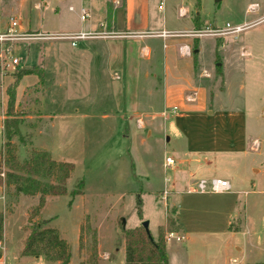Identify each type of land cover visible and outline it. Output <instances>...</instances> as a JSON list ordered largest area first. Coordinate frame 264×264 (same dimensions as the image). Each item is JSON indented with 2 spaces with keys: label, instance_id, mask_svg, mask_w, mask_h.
I'll return each instance as SVG.
<instances>
[{
  "label": "rangeland",
  "instance_id": "rangeland-1",
  "mask_svg": "<svg viewBox=\"0 0 264 264\" xmlns=\"http://www.w3.org/2000/svg\"><path fill=\"white\" fill-rule=\"evenodd\" d=\"M96 1L26 0L21 8L18 0H0V31L11 16L20 20L24 30L34 31L37 25L38 30L49 34L95 30L100 22H107ZM36 2L41 4L38 9ZM249 2L258 3V7L245 9ZM79 3L90 12L83 21L77 11L67 10L68 4L77 9ZM158 3L141 0V21L135 18L134 26H141L142 40L155 49L149 71L157 74L159 81L165 75L162 39L154 31L162 26L164 8L159 10ZM200 3L201 26L184 40L193 49L199 45V52L183 57L176 52L174 80L183 82L185 88L167 90L166 98L162 85L150 87L142 76L136 91L126 79L125 92L120 96L122 81H111L109 72L102 69L100 56L91 61L87 86L81 83L76 66L71 69L66 64L67 52L59 50L61 44L69 43L67 38L13 42L12 56L17 63L8 69L0 64V264L61 263L51 249H43L38 255L23 253L33 226L42 221L47 223L41 229H56L66 242L67 264H125L122 227H141L147 221L150 236L157 240L162 230L166 243L165 233L176 228L174 190L190 185L191 169L196 170L192 180H199L198 170L209 174L207 180L212 176L227 178L232 190H242L240 201L231 232L194 243L170 239L165 249L171 264H187L189 254V264H264V0ZM111 4L118 7L117 28H131L124 25L121 5L113 0ZM133 5L138 7L140 0H134ZM176 13L171 9L168 23L172 25L168 28H180L189 19V15L179 18ZM137 36L128 38L139 41ZM101 39H79L71 49L100 51L104 48ZM133 50L138 54L136 46ZM42 55L46 57L43 77L50 82L44 102L38 99L39 90L18 93L23 83L39 79L38 72L23 75L18 87L11 76L37 65ZM142 65H150L143 55ZM13 86L14 108L9 113L17 132L9 140L11 147H16L19 160L35 148L48 151L55 160L72 163L64 194L24 195L4 181L3 123ZM190 155L197 159L185 161ZM166 156L174 159L172 165L165 166ZM78 180H83L84 190L71 197Z\"/></svg>",
  "mask_w": 264,
  "mask_h": 264
},
{
  "label": "crops",
  "instance_id": "crops-1",
  "mask_svg": "<svg viewBox=\"0 0 264 264\" xmlns=\"http://www.w3.org/2000/svg\"><path fill=\"white\" fill-rule=\"evenodd\" d=\"M112 0H97L96 3L98 4L99 11H104V14L106 13V25L107 28L113 29L116 31H129L133 33H138L137 37L140 38L139 41H133V39H130L128 37H116V38H100L104 42V48H101V50H91L88 49H78V50H72L71 47L73 45L69 43L61 44V47L59 46V50L64 52H67L68 54V60L67 65L69 68H73V66H76L77 73H79V80L83 84H88L89 79V73H90V66L91 61H93L94 57L100 56V64L102 65V69L104 72H109V78H111L112 82H116L117 80L122 81V83H119L120 88V96L124 94V88H126V85H123L124 82H126V79H129L128 81L131 83V87L133 91H136L141 86V76L147 79L148 85L150 87H156L162 85L164 89V98H166V91L167 90H173L176 89H184L185 86L183 85V82L180 80L177 82L174 80V71L172 70L173 66V58L176 55V52L179 54V56L183 57L179 50L178 45L179 44H188L187 42H184V40H188L190 36H194L190 34L193 32L196 28V25L199 24L201 26V20L199 17V9L201 6L200 0H159V3L157 5L158 9L164 8V11L162 12V26L161 28H154V31L156 32L155 35H159V33L163 30L168 31L170 35L166 37H162V48H163V54H162V63L164 65V78L161 80H157L159 77L157 74L151 73L149 70L153 68L152 58L155 53V49L152 48V46L145 42V40H142L144 38H141V26H134L135 24V18L141 21V0L140 5L137 7L133 5L134 0H121V8L124 11V25H129L131 28H124L122 30L117 28L116 25V14L115 11L118 8L117 6L112 7L111 4ZM26 0H18V4L21 6V8H24L26 5ZM161 3H164L165 5H169V10H166V6L159 8V5ZM253 3V2H249ZM247 3V5L249 4ZM163 4V5H164ZM73 4L67 5V10L70 12L77 11L78 15V9L80 5H83L82 3H79V6L77 9L73 5L74 10H69L68 6ZM41 4L39 2L35 3V8H40ZM137 7V8H136ZM166 7V8H165ZM136 8V9H135ZM248 6H246L245 9H247ZM171 9L176 11L177 17L179 18H186L187 15H189V19L185 22L186 24L180 28L178 27H172L168 28V25H172L168 23V20H171ZM138 10V12L135 13V11ZM248 11V10H247ZM56 12H60V7L58 6L56 9ZM195 16H198V19H196ZM19 23V29L21 32H32L30 29H25L23 24L18 20ZM29 24V23H28ZM150 24V23H149ZM152 24V23H151ZM8 25V21L6 25L3 24L2 30L5 31L6 27ZM94 25V24H93ZM155 25V23H154ZM137 27V28H133ZM157 27V26H156ZM39 25L35 28L34 31L41 32ZM97 29V28H96ZM131 29V30H129ZM148 30V29H147ZM71 30H69V33ZM80 31L74 30L72 32ZM67 33L68 31H60L59 33ZM150 32V31H146ZM47 33V32H44ZM194 33V32H193ZM130 37V36H129ZM79 40V39H78ZM77 42V41H76ZM42 43V42H41ZM52 42H48V44H51ZM46 45V44H43ZM56 45V44H55ZM189 45V44H188ZM75 46V45H74ZM137 47L138 54L135 53L133 50V47ZM177 46V47H176ZM190 46V45H189ZM199 46V45H198ZM191 48L192 52L197 55L199 52V47ZM191 47V46H190ZM144 56L145 59L149 62V66L146 65L141 66V56ZM43 56V55H42ZM45 58L42 57L37 65H33L32 67H35L38 70V77L39 79L35 82H26L23 83V85L20 87L18 93H22V91L27 90L29 93H36V91H40L38 96V99L40 98V102H44L43 96L47 92V85H49L47 80H45V77H43V67L42 65L45 63ZM2 62V59L0 58V64ZM146 67L145 70H142V68ZM29 67V68H32ZM27 69V68H25ZM37 73V72H36ZM120 74V76H119ZM115 75L117 78H115ZM118 75V76H117ZM12 79H15L13 75ZM23 77V76H22ZM21 77V79H22ZM20 79V80H21ZM160 79V78H159ZM19 80V81H20ZM19 81L17 82V86H19ZM41 82V83H39ZM177 83V84H175ZM39 84V85H38ZM38 85V87H37ZM125 86V87H124ZM35 102V99H34ZM36 103V102H35ZM136 105V103H134ZM138 105L134 106L135 109H137ZM134 109V110H135ZM141 115H143V112L141 111ZM142 119H139V127H141ZM257 146H254L253 149H257ZM204 153V152H201ZM200 153V154H201ZM206 156L207 159H209L208 155ZM197 159L195 156L190 155L187 158H184L185 161H194ZM195 169H191L189 172V175L194 177L195 175ZM198 172V178L206 179L207 175L204 173H201V171ZM212 176V175H211ZM192 177V178H193ZM222 178L227 179L225 177L220 176H212L211 178ZM189 179L190 185L185 188H177L174 190L175 193V199L173 202V218L175 223V232H178L183 235V240L188 243H194L195 241H200L203 239H206L209 236L214 235H223L227 232H231L230 224L231 220L234 216V214L237 212V206L239 203V193L242 190H232V184L231 188L227 191H211L209 188L204 191H200L197 189V183L198 181L196 179L192 180ZM196 180V181H195ZM187 182V184L189 183ZM246 193V192H244ZM215 237V236H214ZM169 241V240H168ZM168 241L165 243L167 244ZM166 252V249H165ZM167 260L168 264H171L168 253ZM188 260L185 259V262L187 264L190 262V254L187 255ZM184 262V263H185Z\"/></svg>",
  "mask_w": 264,
  "mask_h": 264
},
{
  "label": "trees",
  "instance_id": "trees-1",
  "mask_svg": "<svg viewBox=\"0 0 264 264\" xmlns=\"http://www.w3.org/2000/svg\"><path fill=\"white\" fill-rule=\"evenodd\" d=\"M198 19V16H195ZM199 24L196 25L198 27ZM35 67L22 68L15 73V86L25 74L36 73ZM9 93V103L3 123V132L6 138V149L4 152V164L7 172L4 181L13 184L17 193L33 195L37 192L41 194H64L66 190V180L70 176L74 166L70 162L55 160L46 150L32 148L28 154L19 160L15 154L16 147H11L10 139L17 132L16 122L10 113L14 108V86ZM9 110V111H8ZM10 112V113H9ZM84 190L83 180H78L77 184L70 191V196L82 194ZM47 221L35 224L31 233L26 238L23 248L24 254L42 253L43 249H51L61 260L60 264H67L69 252L66 251V242L59 237L58 231L53 228H42ZM125 241V264H168L165 252V242L163 231L161 230L157 240H154L141 226L124 229L122 227ZM3 235V217L0 213V240Z\"/></svg>",
  "mask_w": 264,
  "mask_h": 264
},
{
  "label": "built area",
  "instance_id": "built-area-1",
  "mask_svg": "<svg viewBox=\"0 0 264 264\" xmlns=\"http://www.w3.org/2000/svg\"><path fill=\"white\" fill-rule=\"evenodd\" d=\"M113 2L117 5L120 4V0H113ZM258 3H251L248 5L249 9H255ZM252 7V8H251ZM255 7V8H254ZM159 8H162V3L159 5ZM69 10H74L73 5L68 6ZM252 9V10H253ZM78 17L80 20H86L90 17V12L87 6L80 5L78 9ZM228 26V23H227ZM19 23L18 19L14 17H9L8 25L5 31L0 33V58L2 59L1 65L8 69L12 64L17 63V58L12 56V44L15 40L18 39H26V38H39V39H50V38H67L70 40L71 45H76V41L78 39H86V38H116V37H129L132 35H136L138 33H133L129 31H116L113 29L107 28V25L104 23H99L97 29L89 30V31H76L71 33H57V34H49L44 32L32 31V32H19ZM238 29V27H236ZM162 37H166L170 35L168 31H161L159 33ZM178 50L182 56H190L191 55V47L188 44H182L178 47ZM9 59V61L6 60ZM5 59V60H4ZM10 68V67H9ZM4 70V69H3ZM174 163V159L170 156H166L165 158V166H170ZM211 191H227L231 188V185L227 179L222 178H211L210 180L201 179L197 183V189L200 191L207 190ZM166 240L174 239L176 241L183 240V235L175 232V231H167L165 233Z\"/></svg>",
  "mask_w": 264,
  "mask_h": 264
},
{
  "label": "water",
  "instance_id": "water-1",
  "mask_svg": "<svg viewBox=\"0 0 264 264\" xmlns=\"http://www.w3.org/2000/svg\"><path fill=\"white\" fill-rule=\"evenodd\" d=\"M123 224L124 225V219L122 220ZM142 226L143 228L145 229V231L149 234V230H148V222L147 221H143L142 222ZM150 235V234H149Z\"/></svg>",
  "mask_w": 264,
  "mask_h": 264
},
{
  "label": "bare ground",
  "instance_id": "bare-ground-1",
  "mask_svg": "<svg viewBox=\"0 0 264 264\" xmlns=\"http://www.w3.org/2000/svg\"><path fill=\"white\" fill-rule=\"evenodd\" d=\"M254 3H256V2H254ZM249 4H251V3H249ZM249 4H248V5H249ZM255 7H258V4H257V6H255ZM255 7H254V8H255ZM251 8H252V7H251ZM252 9H253V8H252ZM252 9H249V10H252Z\"/></svg>",
  "mask_w": 264,
  "mask_h": 264
}]
</instances>
